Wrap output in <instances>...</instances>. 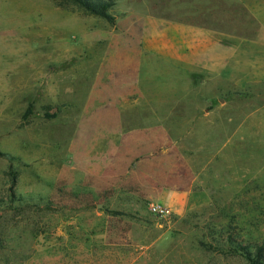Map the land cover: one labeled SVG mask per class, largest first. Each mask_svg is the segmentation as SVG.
Wrapping results in <instances>:
<instances>
[{
	"label": "rangeland",
	"instance_id": "rangeland-1",
	"mask_svg": "<svg viewBox=\"0 0 264 264\" xmlns=\"http://www.w3.org/2000/svg\"><path fill=\"white\" fill-rule=\"evenodd\" d=\"M89 1L112 2L114 22L71 0H0V264H252L242 248L264 249V83L232 87L223 108L210 105L226 115L222 123L203 118L207 105L195 120L194 105L171 107L173 136L175 122L193 132L182 159L168 146L165 168L154 160L136 168L117 152L112 168L117 137L95 134L101 105L89 103L112 36L131 16L181 13L186 2L247 19L245 6ZM151 108L139 107L144 116ZM151 202L172 217L156 218Z\"/></svg>",
	"mask_w": 264,
	"mask_h": 264
},
{
	"label": "crops",
	"instance_id": "crops-1",
	"mask_svg": "<svg viewBox=\"0 0 264 264\" xmlns=\"http://www.w3.org/2000/svg\"><path fill=\"white\" fill-rule=\"evenodd\" d=\"M238 1L245 6L247 19L230 17L229 7L203 13L184 2L181 13L177 7L133 15L126 31L112 36L89 94L90 104L101 105L93 116L95 134L117 137L111 144L112 168L119 166L113 163L115 152L126 154L136 168L150 160L158 161L156 168H165L160 161L168 146L182 159L183 137L193 130L175 122L173 136L167 124L171 107L194 105L196 112L190 119L195 120L199 105H207L203 118L222 123L226 115L210 105L223 108L232 87L264 83V0ZM141 105L158 109L151 108L146 117ZM128 107L135 110L133 116L126 114ZM178 114L181 119L180 110ZM144 118L157 125L127 127L125 123Z\"/></svg>",
	"mask_w": 264,
	"mask_h": 264
},
{
	"label": "trees",
	"instance_id": "trees-1",
	"mask_svg": "<svg viewBox=\"0 0 264 264\" xmlns=\"http://www.w3.org/2000/svg\"><path fill=\"white\" fill-rule=\"evenodd\" d=\"M75 4L83 7L87 11L91 12L94 15L100 16L109 22H114L113 17L111 14H109V10L113 7L112 2L108 3H101V4H95L94 2H91L89 0H71ZM256 255L249 252L248 248H242V253L246 256V258L252 263V264H264V249L263 247H257Z\"/></svg>",
	"mask_w": 264,
	"mask_h": 264
},
{
	"label": "built area",
	"instance_id": "built-area-1",
	"mask_svg": "<svg viewBox=\"0 0 264 264\" xmlns=\"http://www.w3.org/2000/svg\"><path fill=\"white\" fill-rule=\"evenodd\" d=\"M149 211L159 220H169L172 215V209L162 204L151 202L149 203Z\"/></svg>",
	"mask_w": 264,
	"mask_h": 264
}]
</instances>
